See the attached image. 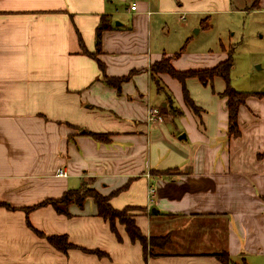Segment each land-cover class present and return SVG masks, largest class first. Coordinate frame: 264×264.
Instances as JSON below:
<instances>
[{"label":"crops","instance_id":"1","mask_svg":"<svg viewBox=\"0 0 264 264\" xmlns=\"http://www.w3.org/2000/svg\"><path fill=\"white\" fill-rule=\"evenodd\" d=\"M240 1L0 0V264H223L213 256L220 252L228 264H264V93L246 92L233 137L220 78L208 101L193 100L197 115L178 101L181 85L160 74L179 110L173 114L150 75L164 57L176 68L173 55L198 18L207 15V25L208 15ZM257 3L264 10V0ZM123 77L119 91L107 84ZM150 107L162 121H146ZM59 167L68 177L54 176ZM164 170L171 172L156 173ZM81 186L110 196L115 209L135 208L142 234L170 235L175 251L144 259L122 225L116 238L91 199L71 204L70 217L48 205L27 210ZM27 222L99 254H62Z\"/></svg>","mask_w":264,"mask_h":264},{"label":"rangeland","instance_id":"2","mask_svg":"<svg viewBox=\"0 0 264 264\" xmlns=\"http://www.w3.org/2000/svg\"><path fill=\"white\" fill-rule=\"evenodd\" d=\"M252 1L241 0L239 4L233 5L234 7L231 8L232 11L230 12H217L218 14L208 15V26L205 23V17L207 15L198 18L197 25H194L192 29H188V39L182 41L176 49V53L181 49L180 55L178 54L176 56V53H174V59L177 60L179 58L175 69L179 71L192 70L193 68L199 69L206 62L217 64L219 61L226 59L227 56H231L230 86L240 92L264 93V10L252 9L245 11V8H241L246 4H250ZM129 9L130 11L135 10H132L130 7ZM184 18V13H180L179 20L182 21ZM179 27H170L169 34L172 35L174 30L180 29ZM201 27H203L201 32L198 34L195 33V30L198 31ZM202 52L206 54L210 53L208 60L202 61L195 56V54ZM218 81L219 83H223L221 79ZM173 83L180 87L178 81L173 80ZM175 85H173V88H176ZM159 86L161 87V91L163 90L165 93H169L168 89L162 86L161 83ZM217 86V84L214 85V82L203 85L193 78L186 80L187 94L192 101H208L211 92L215 93ZM223 91L217 93V96ZM179 96L180 99L178 101H184L181 93ZM171 110L173 114L179 113L176 107L171 106ZM64 171L67 173L66 170ZM66 177H68V173ZM83 188L93 189L87 186ZM136 212V209H130L127 210L126 214L128 216H134ZM165 223L169 229L172 228L171 224ZM116 225L120 224L116 222ZM170 250V248H166L164 252L169 253Z\"/></svg>","mask_w":264,"mask_h":264},{"label":"trees","instance_id":"3","mask_svg":"<svg viewBox=\"0 0 264 264\" xmlns=\"http://www.w3.org/2000/svg\"><path fill=\"white\" fill-rule=\"evenodd\" d=\"M257 1L258 0H254L252 4L253 9L258 7ZM104 21H105V18L102 19V21L96 28V33H95L96 35L95 53L96 54L100 53L101 32L104 28H107V26H104ZM180 51L177 52L175 55L176 56H178V54L180 55ZM92 55L95 56V54H92ZM97 62L102 70L103 69L102 65L99 64V61ZM231 68H232L231 56H227L226 59L218 62L217 64L211 67L200 68V69H195V70H184V71L176 70L171 65L170 58H163L153 63L150 66V75L153 81L156 83L157 90L159 91H161V87L159 86V83H158L159 82L158 75L165 74L171 77L172 79L178 81V83L181 85V92H182L185 105L188 106L197 115L200 112V110L195 106L194 102L190 99V97L187 94L186 84H185L186 80L189 78H193V79H196L199 83L206 85L208 83H212V80L214 78H220L224 82L225 88H224V91L218 95V97L225 100V106L227 109V135L236 137L239 135L237 121H236L237 111L240 106L244 105L245 99L248 96V94L237 91L233 87L230 86ZM125 79H127V77L107 80V84L110 85L111 87H114L117 91H119L120 84L123 81H125ZM165 96H166L169 112H172L171 110L172 102L171 101H173V99L170 94L165 93ZM83 134L90 136L96 141L104 142L107 140V136L103 134H95V133H91L87 131L83 132ZM170 172L171 170H164V171H158L156 173L158 175H164V174H170ZM87 199L92 200L96 208V215L109 224V228L111 232L116 236L118 240H120V238L116 230V222L123 226L124 231L128 239L130 240V242L140 244L144 259L148 257L161 256L165 254L164 250H166V248L167 249L170 248V245H171L170 235L168 234L165 236L151 235L148 237L143 235L135 222L134 216H128L126 214L127 210L135 209V208L125 207L120 210L115 209L109 203L110 196H103L94 189H84L82 187H79L77 189L67 190L59 198L44 200L38 205L31 207L27 210H31L34 208L48 205V206H51L58 215H62L64 217H70L68 207L71 204H75L79 208H81ZM27 226L31 230H33L39 237L44 238L48 242V244L52 246V248H54L56 251L62 254H67L68 250L78 248L77 246H74L68 242L66 235L45 236L43 233H40L34 230L28 222H27ZM78 249H81V248H78ZM81 250H84L92 254L93 253L99 254L98 251H88L85 249H81ZM156 250H159V252L161 253H159ZM172 250L173 249H171L170 251L173 252ZM213 256H215L216 259L223 264H228L230 261V258L227 252L216 253Z\"/></svg>","mask_w":264,"mask_h":264},{"label":"built area","instance_id":"4","mask_svg":"<svg viewBox=\"0 0 264 264\" xmlns=\"http://www.w3.org/2000/svg\"><path fill=\"white\" fill-rule=\"evenodd\" d=\"M130 8L132 10H134L135 6L132 5V6H130ZM146 121L149 124H156V123L162 121L160 110L158 108H155V107H150L147 111V120ZM55 176L62 178V177H66L67 173L63 169L59 168L56 170ZM153 192H154L153 189H150L148 194L152 195Z\"/></svg>","mask_w":264,"mask_h":264},{"label":"water","instance_id":"5","mask_svg":"<svg viewBox=\"0 0 264 264\" xmlns=\"http://www.w3.org/2000/svg\"><path fill=\"white\" fill-rule=\"evenodd\" d=\"M198 31L195 30V33H197ZM179 140H184L185 139V135L184 134H181L179 137H178ZM152 212H155L154 210H152Z\"/></svg>","mask_w":264,"mask_h":264}]
</instances>
